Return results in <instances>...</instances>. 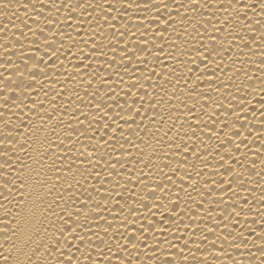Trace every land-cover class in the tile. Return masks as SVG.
<instances>
[{
  "label": "snow or ice",
  "instance_id": "obj_1",
  "mask_svg": "<svg viewBox=\"0 0 264 264\" xmlns=\"http://www.w3.org/2000/svg\"><path fill=\"white\" fill-rule=\"evenodd\" d=\"M15 2L25 11L27 18L31 19L32 14H35L40 20L33 19V24L36 25L33 28L22 19L21 23L27 32L17 28L19 36L13 33L9 43H3L0 38L2 53L0 100L12 116L16 115L12 109L18 107L17 101L24 105L25 99L30 100V106H24L28 107L29 112L40 122L37 124L32 117L25 122L21 116L17 118L18 126L7 118L4 110H0V124H3L4 129H8L6 132L0 130L2 264H9L14 252L24 253L27 264H33V257H40L42 264H53V261L54 264H74V261L75 264H81L83 258L90 264L105 262L112 264L111 255L114 247L118 259L121 252L128 253V258L121 260L120 264H133V252L138 253L135 256L137 261L141 255L153 262H159L163 257V264L190 262L216 264L225 257L230 264H241L240 260L234 258L233 252L236 257H243L246 252L250 264H264V207H256L257 199L253 198L251 206L245 208L244 205L249 204V197H239L237 187L233 186L236 184L239 189L248 191V184L253 181H246L244 172H247L249 177L258 176L264 179V128L260 130V148L255 151V158L250 161L249 153L253 152V146L257 142L253 140L252 144H249L247 137H242L248 115L246 95L248 97L264 95V77L259 75L264 72V67H261L264 65V53H261L258 62L252 59L257 56L258 49L264 48V0H23V2L15 0ZM8 3L9 0H0V6L5 8ZM29 7L31 12L28 11ZM97 10L100 15L93 16ZM113 12L116 13L115 16L112 15ZM192 12L198 14L200 19L197 20L196 15H188ZM62 13L64 15L61 16ZM16 17L20 18L18 12ZM176 17L180 18L181 28L188 36L187 40L182 38L175 27ZM134 18L140 22H133ZM70 21L75 23L72 24ZM117 21L120 22L119 25ZM83 24L89 26V31L82 35L78 29ZM189 25L192 27L191 33L187 32ZM105 26L109 29L107 37H110L107 45L96 40V37H100L101 41L107 38ZM65 27H71L78 39L74 38L72 33L65 32ZM170 28L176 36V41H172L170 36H165ZM0 29L4 30L6 35V25L0 26ZM65 39L69 41L67 47ZM191 40L196 41L194 50L200 64L205 65L203 72L208 77L205 83L209 85L216 84L220 79L216 72L223 67L222 62L235 57L230 70L231 75L227 72L225 75L229 83L235 87L236 93L240 94V98L237 100L229 88L220 92L218 98H214V93L222 87L216 84V88L206 94L209 100L218 105L219 111L213 108L209 113L205 106L201 105L200 112H197L195 99L192 106H189L186 100H181L180 103L187 109V117L191 119L184 118L177 129V122L181 121L183 114L172 115L171 109L178 106L171 104V99L179 98L178 94L184 95L181 92L180 71L175 65H171L157 73L156 67L150 66L147 57L153 56L156 65L160 66L163 62L159 55H154V51L164 52L165 45L181 52V55L191 56L192 49L181 51L182 45H187ZM12 43L19 47L12 48ZM85 48H88L87 54ZM118 49L119 64L116 59ZM98 50L99 55L105 57L103 63L96 66L91 62L85 63L91 61ZM28 51L32 54L25 56ZM107 52L113 53V56L109 58ZM35 53L42 55L37 57ZM13 56L19 57L15 65ZM172 58L178 60L177 56ZM73 59L76 60L73 64L74 70L69 73L64 62L68 60L69 63H73ZM178 62L186 64L192 61L190 59ZM246 65L255 66L258 88H252L249 84L251 91L245 95L243 87L236 84V80L241 73L246 81L253 79L246 70ZM61 75L64 81L73 85L70 94L60 81ZM84 75L88 77L86 81L83 79ZM77 76H80L79 82ZM157 76L163 83L153 79ZM197 80H200L199 76ZM49 81L50 83H46ZM78 83L87 84V88L83 89L84 97H90L87 103L79 94ZM56 84H60V87L53 88ZM94 84H97V87L90 93L88 89ZM168 84L173 89L170 95L168 89L164 87ZM156 88L161 89L164 95L161 96L160 92H157L155 98L151 97L148 89ZM33 92L36 93L35 98ZM40 93H43L51 111L44 109V100L38 98ZM193 93L199 99H203L205 94L199 84L195 89L188 91L189 99H193ZM65 96L68 97L67 107L64 105ZM73 98L76 102L74 108L71 107ZM166 98L170 109L167 117L157 108V105L165 104ZM57 99L60 100V104L56 103ZM261 103L264 104V101ZM142 110H145L143 115L149 119L150 124L163 125L166 120L169 121L167 128L163 129L162 136L161 127H157L148 139H155L157 144L169 149L175 144L174 150L165 151L162 156L158 150H153L152 155L163 159L164 163L163 167L159 164L153 165L157 169L159 179L151 184L148 177L152 175L149 168L152 161L149 159L147 163H143L144 151L132 139L135 137L140 140L145 148L151 147V144L139 135L141 130L146 134L149 132L148 126L141 128L143 119L137 123V118L142 116ZM58 112L62 114L56 125L46 127ZM148 113L154 114L148 116ZM260 114L264 118V107L260 109ZM65 116H69L67 123L64 120ZM205 116L207 119L203 118ZM61 125L68 129L63 139L57 135V128ZM132 125H135V128ZM125 126L128 127L127 134ZM174 130L175 136L169 139ZM41 133L45 135L41 137ZM205 135L208 139H214L217 147L213 149L205 146L198 152L199 146L204 144ZM251 135L249 131L248 136ZM85 141L88 143L85 144ZM177 141L179 143H176ZM124 145L137 148L140 159L134 160V163H143L144 169H149L147 173L142 169H136L139 173L136 180L139 191L133 192L136 203L153 218L157 211L164 217L157 221L163 225L160 229V236H163V239L153 233L152 246L146 243L148 237L145 235L144 222L139 218L131 222L134 229L131 235L120 232V227H126L130 223L129 216L139 210L131 207L129 216L122 218L116 214L119 212L122 215L125 205L120 204V194L115 190L117 188L128 190L127 185L132 183L133 169L122 159L125 153L131 155V152ZM241 145L246 149L243 153ZM117 149L120 154L114 156L113 153L117 152ZM177 154L179 159L174 161L173 157ZM210 156L214 163L209 161ZM190 157H195L203 167L197 169L195 163H190ZM245 161H248L247 166ZM173 163L177 166L173 167ZM237 165L244 171H239ZM210 167L212 172L208 174V179L203 180L202 189L198 180L195 185L187 183V187L192 189L191 192L185 190L186 182L192 181L194 176L203 179ZM163 168L169 171L165 173ZM181 172L182 174L177 177ZM89 179H94L95 183L88 185ZM121 180H124V184H121ZM60 181H63L62 186L59 184ZM254 183L259 184V180ZM106 185H111V188ZM174 190L177 193H184L187 197L184 203L187 206L186 211L191 213L188 216L191 223L184 225V230L188 231L192 238L199 232L198 239L178 236L172 231L173 228L177 232L180 231V226L184 224L182 217L185 214L184 211H176L180 204L172 201ZM251 191L254 192L255 189ZM53 192L56 193L55 197L45 204L47 196ZM193 192L202 196V199L196 200ZM157 193H160L159 201ZM93 194L99 199H95ZM145 195L152 200L151 204L143 200ZM237 197L239 199H236ZM113 199L116 201L114 206ZM180 199L177 194L176 201ZM209 201L212 208H204ZM38 203L44 205L40 214L48 221L42 228H34L32 224ZM259 203L264 205V191L259 197ZM191 205H195V211ZM201 208H204V217L198 224L196 218L199 217ZM253 208H256L254 213ZM217 209L223 213L218 217L213 215ZM172 214H175V218H172ZM109 216L111 220L108 219ZM249 216H253L251 222L248 220ZM255 217L262 221L258 225L259 233L257 228L252 226L257 224ZM116 220H120V225L110 240H116L119 235L126 239L127 243L116 240L115 245L106 244L103 237L109 236V230L113 228ZM165 220H170L171 224L165 225ZM41 223L43 224V221ZM93 236L97 242L93 241ZM249 236L253 237L251 242ZM36 237L40 239L37 240ZM44 237H48L52 242H42ZM257 241L260 243L257 244ZM249 243L251 248L247 247ZM129 244L132 245L131 251ZM102 245L105 247L102 248ZM85 246L87 251L82 252ZM140 246L147 251L140 252ZM25 249L30 250L25 252ZM94 250L96 260L92 258ZM76 253L81 255L78 257ZM197 253L201 255L197 256Z\"/></svg>",
  "mask_w": 264,
  "mask_h": 264
},
{
  "label": "bare ground",
  "instance_id": "obj_2",
  "mask_svg": "<svg viewBox=\"0 0 264 264\" xmlns=\"http://www.w3.org/2000/svg\"><path fill=\"white\" fill-rule=\"evenodd\" d=\"M21 2H23V0H21ZM29 12H31V8L29 7L28 9ZM186 11V10H185ZM19 13V19H17L16 17V13ZM64 15L63 13L61 14V16ZM99 10H97L96 13H93V16H99ZM113 16L116 15L115 12L112 13ZM189 16H193L196 15V19L199 20L200 17L198 16V14H196L195 12L192 13H188ZM25 19L26 22L28 23V25H30L31 27L35 28L36 25L33 24V19L36 20H40L39 17H36L35 14H32V18L29 19L26 17L25 15V11L20 8V6L18 4H16L15 0H9L8 6L7 8L0 6V26H5L6 25V35H5V31L0 29V38H2V42L3 43H9V38L12 37L13 33H15L16 36H19V31H17V28H19L20 30H23L25 32H27V29L24 28V25L21 23V20ZM176 29L177 31H179L181 33V36L183 39L187 40L188 36L184 34L183 29L181 28V22H180V18L176 17ZM133 22H140L139 20H136L134 18ZM70 23L74 24L75 21H70ZM118 25H119V21H117ZM41 24H43V21L41 20ZM13 25H15L16 27H14ZM163 27V25H161V28ZM65 32H70L72 33L74 38L76 37V33L72 32V28L71 27H65ZM81 34H85L86 32L89 31V26L87 24H83L81 25V27L78 29ZM203 29H201L202 31ZM109 29L107 28V26H105V34L107 37V33H108ZM187 32L191 33L192 32V27L191 25L187 26ZM166 37H171L172 41H176V36L175 34L172 33V29L170 28L168 30L167 33H165ZM110 37L105 38L103 41H101L100 37H96V40L98 43H103L104 45H107L109 42ZM245 39H247V37H245ZM257 39H259L258 35H257ZM65 43V47H67L69 41L67 39L64 40ZM158 43H162V41H158ZM205 43H207V41H205ZM196 45V41L195 40H191L190 43H188L187 45H182L181 47V51H184L185 49H192L191 51V56L184 54L181 55V52L176 51L173 48H170L168 45H165V49L164 52H159V51H154V55H159L161 58V61L163 62L160 66L156 65V62L154 60L153 56H148L147 59L149 61L150 66H155L156 67V71L157 73H160L162 68H166L167 66H171V65H175L179 71L180 74L182 76V79L180 81L181 84V92L184 93V95H179V98L173 97L171 99V104L173 105H177L178 107L171 109L172 115L175 116L177 114H183L182 119L180 122H177V129H179V125L181 122H183L184 118H188L191 119V117H187V109L184 108L183 104L180 103L181 100H186L189 106L193 105L194 99L196 100V110L197 112H200L201 105L205 106V110L209 113L212 112L213 108H216L217 111H219L218 105L214 104L212 100L208 99V96L206 93L211 92L213 89L216 88V84H220L222 85V87L220 88L219 91L214 93V98H218L220 96V92H223L226 88H229L235 95H236V99L239 100L240 98V94L236 93V89L234 86H232L229 81H228V77L225 75V73L227 72L229 75H231V69H232V62L233 59L235 58L234 56L232 58L226 59L225 61L222 62L223 67L218 70L216 72V76L219 77L220 79L216 81V84H207L205 83V81L208 79L207 75L203 72V69L205 68V65L200 64V60L197 58V53L194 50V46ZM12 48H18L19 46L16 45L15 43L11 44ZM81 47H83V45H81ZM89 47H91V44L89 43ZM253 47H255V45H253ZM85 54L88 53V48L84 49ZM106 51V49H105ZM236 50L234 49L233 52H235ZM246 51V50H245ZM172 53V55H169V53ZM261 53H264V48L262 49H258L257 50V56L253 57L252 59L255 61H259ZM32 54L31 51H28L25 53V56ZM37 55V57H39L40 55H42V53H35ZM0 55H2V53H0ZM107 56L109 58H111L113 56V53L111 52H107ZM173 56H177L178 60H183V61H189L191 59V63H186V64H181L178 62V60H174L172 57ZM105 57L104 56H100L99 55V50L97 51V55L95 57H93V59L91 61H85V63H89L91 62L93 64V66H96L97 64H102L104 61ZM116 59L118 61L119 64V49L117 50V55H116ZM241 59H246V57H241ZM13 60V64L15 65V63H17L19 61V57L18 56H13L12 57ZM218 60V57H217ZM76 62L75 59H73V63H69L68 60H65V68L67 69V71L69 73L73 72V64ZM209 63H211V61H209ZM29 64L31 65V61L29 62ZM105 67H107L105 65ZM116 67V66H114ZM237 67H239V61H237ZM261 67H264V65H262ZM246 70L249 71V73L252 75L253 79L251 81H246L243 73L240 74L239 78L236 80V84H239L243 87L244 89V94L246 95L248 92L251 91V89L248 87L249 84L252 85V88H258V82L256 81L255 77L257 75V73L255 72V66L254 65H246L245 66ZM260 76L264 77V72L259 73ZM200 77V80H197V77ZM83 79L86 81L88 79V77L86 75L83 76ZM156 81H159L160 83H163V81L160 80L159 76L154 77L153 78ZM173 80H175V77L172 78ZM213 79H215V77H213ZM80 80V76H77V82H79ZM60 81L61 83L64 84L65 90L66 92H68L70 94V90L73 87L72 83L66 82L64 81V77L63 75H61L60 77ZM46 83H50L46 82ZM197 84H199V87L201 89L204 90V95H203V99H199L197 97H195V93H193V99H189L187 96V93L189 90L191 89H195L197 87ZM184 85H186V87H184ZM147 86V85H146ZM0 87H2V85H0ZM60 84H56L53 86V88H59ZM78 87L80 88V96L84 97V91L83 89L87 88V84H79L78 83ZM97 87V84H94L92 88L88 89V91L91 93L92 91H94V89ZM164 87L166 89H168V93L169 95L171 94L172 86L170 84L168 85H164ZM19 91V90H17ZM149 94L151 97L155 98L156 93L160 92V95L163 96L164 92L159 89H148ZM103 94V93H101ZM121 95H123V93H121ZM33 97H36V93L33 92ZM39 99L44 100V109L46 111H51L47 100H45L43 93L39 94ZM67 99L68 97L65 96L64 97V105L67 107ZM85 102L87 103V101L90 99V97H84ZM246 101H247V121H246V128L242 130V137H247V142L249 144H252V141L255 140L257 143L253 146V152L249 153V157H248V161H250L251 159L255 158L254 153L257 149L260 148L261 145V128H264V123H262V116L260 114V109L262 107H264V104L261 103V101H264V95H260V94H256L254 96L248 97L246 95ZM242 103H244V101H241ZM18 107L17 108H13L12 112H15L16 115L12 116L11 112L7 111V108L3 105L2 100H0V110H4L6 112V116L8 119H10L13 123L17 124L19 126V120L17 119L18 117H21L25 120V122H27L29 120V117H32L33 120H36L37 124L40 122L38 120V118H36L35 116H33V114L31 112H29L28 107H25L24 105H29L31 104V101L28 99L24 100V105H21L19 101L16 102ZM57 104H60V100L57 99L56 101ZM226 103V102H225ZM76 106V102L73 98V104L71 105V107H75ZM147 107V106H146ZM157 108L160 112H163L165 117L168 116V113L170 111V109L168 108V101L167 98L165 100V104L163 105H157ZM85 111H87V109H84ZM146 110V109H145ZM145 110H142V116L137 118V123H140L141 119H143V124L141 125V128L143 129L144 126H148L149 128V132L146 134L143 130L140 131L139 135L141 137L145 138V141L147 143L151 144V147H147L145 148L144 144H142L140 142V140L136 139L135 137H132V139L134 140L135 144L139 146L140 149H143L144 151V155H143V163H147L149 161V159H151L152 163L149 165V168L151 169L152 175L148 177V182L151 184L153 181H156L159 179L158 175H157V169L155 167H153V165L159 164L161 167H163V159L158 158L157 156L152 155L153 150L156 149L159 151L160 156H162L163 152L168 151L171 152L172 150H174L175 144L173 145L172 149L169 148H164L162 147V145L157 144L156 140H149L148 137L151 135V133L153 131L156 130L157 127H161V133L160 135H163V129H166L168 126L169 121H165V123L163 125H159V124H150L149 123V119L145 118L143 113ZM62 114V112H58L53 116V120L48 122V125L46 127L49 126H54L56 125L60 115ZM154 113H148V116L153 115ZM71 115V112H69V116ZM69 116H65L64 120L65 123H67ZM204 119H207V117H203ZM73 124L75 123V121L72 122ZM133 128H135V125H132ZM222 127V126H221ZM231 127V125H230ZM237 127H239V125H237ZM0 130L3 131H8V129H4L3 124H0ZM186 130V128H185ZM68 131V129H66L64 127V125H61L57 128V135H59L60 139L64 138V133ZM227 131V130H225ZM251 131L252 135L248 136V132ZM128 132V127L125 126V133L127 134ZM41 137H43L45 134L41 133L40 134ZM75 134H73L74 136ZM175 136V130L171 133L169 139H172V137ZM21 140L23 139V137L20 138ZM51 139H56L55 137H51ZM98 139V137H97ZM187 139V138H186ZM236 139V138H234ZM203 140H204V144L200 145L199 148L197 149V151H202L205 146H209L213 149H215L217 147V142L214 139H208L207 135L203 136ZM123 141H120V143H122ZM236 142L238 143L239 141L236 140ZM65 143H68L67 141H65ZM88 141H85V144H87ZM176 143H179L178 141ZM191 146V145H190ZM124 147L126 149H129L131 152V155H128L127 153H125V155L122 157V159H124L126 161V163H129V167H131L133 169V173L131 175V180L132 183L127 185V189L125 190L124 188H117L115 191L118 192L120 194V204L121 205H125L124 207V212L121 215L119 212H117L116 214L118 216H121V218L123 216H129V209L131 207H136L139 210L135 213H132L131 216H129V220L130 223L126 226V227H120V232H126L129 235H131L134 232V229L132 227V223L131 222H135L137 220V218H139L141 221L144 222V231H145V235L148 237L146 243L149 246L153 245V241H152V235L153 233H155L158 238L163 239V236H160V229L163 227V225H160L157 223V221H160L162 219H164V217H162L160 215V212L157 211L155 217L153 218L151 216L150 213H146L145 209L143 207H141L139 204L136 203V199L133 196V192H138L139 189L137 188L136 185V180H137V176L139 175L138 171H136V169H142L143 171H145V173L148 172L149 169H144L143 167V163L140 164H135L134 160L136 159H140L139 153L137 151V148L132 147L131 145H124ZM54 150H58L55 149ZM101 151H103V149H101ZM244 151H246L244 145H241V153H243ZM119 149H117V152L113 153L114 156L119 155ZM20 155H23V153H20ZM34 155V153H33ZM176 159H179V155L177 154V156L173 157V160L175 161ZM209 161L211 163H214V161H212L211 156L209 157ZM248 161H245V164L247 166ZM30 162V161H29ZM79 164V161L77 162ZM190 163H195L197 166V169H200L203 167V165L201 164L200 161L195 160V157H190ZM173 167H176L177 165L175 163H173L172 165ZM259 165L257 166V171H259ZM237 169L239 171H244L243 169H241L239 167V165H237ZM163 171L165 173H167L169 171V169L167 168H163ZM183 171V168H182ZM221 176L224 175L223 170L221 169ZM212 172V168L210 167L206 174L205 177L203 179L199 178V177H195L193 178L192 181L190 182H186V186H185V190L188 192H191L192 189L190 187H187V183H190L192 185H195L197 183V181H200V188L202 189L204 187L203 184V180L208 179V174ZM181 173L177 174V177L179 175H181ZM49 175H51V172H49ZM244 176H245V180H251L253 182H250L248 184V191L242 190L238 188V185L234 184V187H237L238 192H239V197H244V196H248L249 197V204L244 205L245 208H248L251 206L252 203V199L256 198L257 199V204L256 207H264V205H260L259 203V197L261 196L262 191H264V179H260L258 176H253V177H249L247 172H244ZM79 178V177H78ZM125 179H127V177H125ZM259 180V184L254 183V181ZM82 183L84 181H81ZM95 183L94 179H89L87 181L88 185H92ZM178 183V180H177ZM59 184L62 186L63 181H60ZM121 184H124V180H121ZM154 186V185H153ZM106 187L111 188V185H106ZM255 189L254 192L251 191V189ZM38 190V189H37ZM59 190V189H58ZM91 190V189H89ZM36 191V190H33ZM46 191V190H44ZM103 191V189H102ZM41 194H43V192H41ZM179 194V196L181 197L180 201H176V195ZM56 193L53 192L52 195L47 196L46 200H45V204L49 201H51L54 197H55ZM94 198L95 199H99V197H96L95 194ZM193 197L196 200H201L202 196H198L197 193L193 192L192 193ZM216 193L213 194V196H215ZM130 197H132L130 199ZM239 197H237L236 199H239ZM160 199V193H157V201H159ZM187 199V197H185L184 193L180 192L177 193L176 190H174L173 192V196H172V201L173 202H178L180 204V207L177 208V212H181L184 211L185 214L182 217L184 220V224H182L180 226V231L177 232L175 228L172 229L173 232L176 233V235L178 236H184L187 237L189 239H198L200 236V233L197 232L196 237L192 238L190 237V233L188 231L184 230V225H189L191 223V221L188 219V216L191 215V213H188L186 211V205L184 203V201ZM227 199V198H226ZM81 200H83V197H81ZM143 200L146 203L151 204L152 200L147 196H143ZM115 199H113L112 205H115ZM240 203H243L242 200H239ZM230 203V202H229ZM193 210L195 211V205H191ZM44 205L43 204H37L36 206V216L33 218L32 220V224L34 225V228H42L43 225H46L48 223L47 220H44V217L40 214L41 209H43ZM204 208H212V204L211 201H209L208 204L204 205ZM204 208L200 209V215L199 217L196 218V222L199 224L201 222V218L204 217ZM168 210L170 211V205L168 206ZM256 208H253V213L255 212ZM231 211V210H230ZM223 213L217 209L213 215L215 216H220ZM105 215L107 216V213H105ZM172 218H175V214H172ZM253 216H249L248 220L249 222H251ZM0 219H3V217H0ZM82 219V218H81ZM108 219L111 220V217L109 216ZM255 219L257 220V224L256 225H252L253 227L257 228V232L259 233V227L258 225L260 223H262V221L259 219V217H255ZM43 221V224L41 223ZM101 223H103L101 221ZM171 221L170 220H165V225H170ZM120 225V220H116L113 223V228L109 230V236L108 237H103V232L101 231V236L105 239L106 244L111 243L112 245L116 244V240H120L123 243H127V240L124 239L123 237L117 235L116 240H110V237L116 232V228L117 226ZM150 225H152L150 227ZM3 226V225H0ZM93 227L95 228V225H93ZM58 235V233H57ZM247 235V233H246ZM41 236H43V232H41ZM37 240L40 239V237H36ZM94 242L96 241L95 236L92 237ZM249 241L251 242V240L253 239V237L249 236L248 237ZM0 242H3V239L0 238ZM42 242H52L49 241L48 237H44V240ZM182 243V241H181ZM260 241H257V244H259ZM34 246V245H33ZM102 248L105 247L104 245L101 246ZM129 250H132V245L129 244L128 245ZM166 247V245H165ZM249 248H251V243H249V245L247 246ZM93 248H95V245H93ZM30 249H25V252H28ZM242 250H243V246H242ZM43 251V250H42ZM74 251V249H73ZM87 251V246H85L84 248H82V252ZM139 251L140 252H144L147 251V249H145L143 246L139 247ZM174 251V250H173ZM252 251H255V249H252ZM137 252H133V264H163V257H161V260L159 262H153V261H148L146 260V258L144 256H140V260L137 261L135 259V256L137 255ZM151 254V253H149ZM76 255L79 257L81 255V253H76ZM200 253H197V256H200ZM233 256L234 258L238 259L241 261V264H250L249 259L247 258V253H244L243 257H236L235 253L233 252ZM92 258L93 260L97 259V256L95 254V250L92 252ZM128 258V253L127 252H121L120 253V259H118L115 255V247L113 248V254L111 255V259H112V264H120V261L123 259ZM16 262H19V264H27V258L24 255V253H13L12 258L9 261V264H16ZM0 264H2V261H0ZM33 264H42V260L40 257H33ZM54 264V261H53ZM75 264V261H74ZM81 264H90V262L86 259L83 258L81 259ZM106 264V262H105ZM191 264V262H190ZM216 264H230V262L227 260V257L224 258L223 261H217Z\"/></svg>",
  "mask_w": 264,
  "mask_h": 264
}]
</instances>
